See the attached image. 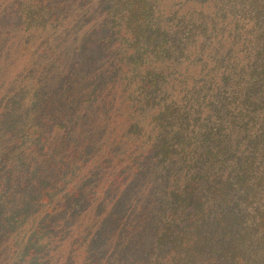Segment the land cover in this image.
<instances>
[{"label":"trees","instance_id":"1","mask_svg":"<svg viewBox=\"0 0 264 264\" xmlns=\"http://www.w3.org/2000/svg\"><path fill=\"white\" fill-rule=\"evenodd\" d=\"M0 264H264V0L3 5Z\"/></svg>","mask_w":264,"mask_h":264},{"label":"rangeland","instance_id":"2","mask_svg":"<svg viewBox=\"0 0 264 264\" xmlns=\"http://www.w3.org/2000/svg\"><path fill=\"white\" fill-rule=\"evenodd\" d=\"M12 1H13V0H0V8H2L3 5H4L5 7H8L9 4H10Z\"/></svg>","mask_w":264,"mask_h":264}]
</instances>
